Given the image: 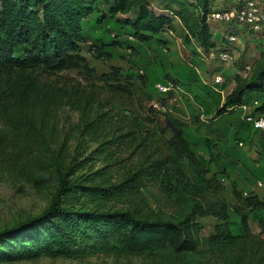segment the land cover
Returning <instances> with one entry per match:
<instances>
[{
    "label": "trees",
    "instance_id": "16d2710c",
    "mask_svg": "<svg viewBox=\"0 0 264 264\" xmlns=\"http://www.w3.org/2000/svg\"><path fill=\"white\" fill-rule=\"evenodd\" d=\"M157 1L162 3L159 11L152 0H0V175L52 194L43 213L0 231V262L43 255L75 257L98 249L145 255L170 248L177 257L193 255L200 246L194 233L199 227L196 218L212 216L216 219L215 231L204 241L216 246L222 264H264V239L252 236L250 227L253 220L264 230V194L242 192L234 183L235 203L218 197L212 204L196 205L191 212L171 219L146 211L143 203L109 206V202L123 198L126 202V196L143 187H159L169 195L178 176L168 165L169 160L158 158L114 183L110 144L123 147L131 136L123 132V127L115 126L107 112L98 115L92 96L42 82L35 75L37 71L60 73L81 68L86 62L82 51L88 36L95 45L103 44L95 49L99 58H110L114 48L125 44L129 50L135 48L131 36L142 45H161V36L176 33L185 44L196 41L206 52L215 47L209 22L215 13L214 0ZM231 22L240 23L236 19ZM90 24L93 34L87 31ZM163 77L160 70L148 76L153 78L152 87ZM170 83L180 88L175 82L162 84ZM253 94L262 99L253 113L264 116V63L248 79H238L216 118L235 111L242 117L243 111L234 108ZM68 106L82 113L86 125L108 129V141L102 140L98 148L80 159L60 141L59 117ZM241 120V124L254 128ZM204 137L210 145L216 144ZM179 143L178 155L193 156L186 137L181 136ZM230 154L227 152V156ZM97 160L104 166H89L84 174L78 173ZM222 170L228 168L222 166ZM260 182L258 187L264 188Z\"/></svg>",
    "mask_w": 264,
    "mask_h": 264
},
{
    "label": "rangeland",
    "instance_id": "374dc122",
    "mask_svg": "<svg viewBox=\"0 0 264 264\" xmlns=\"http://www.w3.org/2000/svg\"><path fill=\"white\" fill-rule=\"evenodd\" d=\"M240 1L214 0L213 11L235 10ZM261 5L264 10V0ZM152 6L159 11L162 3L152 0ZM209 22L215 44L209 52L202 49L196 41L185 44L178 34L166 33L161 36V45L155 42L142 45L137 40L129 39L135 46L131 51L125 44L114 48L110 58H99L95 49L103 44L95 45L88 36L82 51L86 62L81 68L60 73H35L42 82L69 91H78L84 96H92L97 103L98 115L107 112L113 116L115 126L123 127V132L131 136L123 147L110 144L114 183L144 163L158 158L169 160L168 165L174 175L178 176L172 182L174 190L169 195L159 187H143L126 196V202H123V198L109 202V206H136L143 203L146 211L171 219L191 212L196 205L212 204L218 197L226 200L234 183H238L239 190L244 192L245 186L242 185L247 178L242 171L229 168L224 172L213 160L221 145H225L221 142L225 138L221 137L220 141L215 140V145H210L204 135L212 129H221L228 133L232 129L236 132L235 135L230 132L232 144L238 145L243 140L241 135L244 134L240 129L242 126L238 125L242 122L243 114L241 117V113L235 111L218 121L215 120L217 111L223 105L225 97L236 88L238 79H248L264 63V30L256 34L241 23L214 21L212 14ZM92 24L87 27L90 34L94 33ZM127 32L130 29L127 28ZM233 33H237L240 40L230 43L229 37ZM127 38L126 35L122 39ZM222 52L230 53L233 59L229 62L221 60L219 55ZM247 67L250 69L247 70ZM155 70L164 71L165 75L161 81H155V85L159 82H175L180 88L176 87L168 95L160 94L157 87L151 86L150 81L153 78H148ZM217 75L224 78L223 85L213 84ZM255 100L262 102L261 97L256 94L248 97L246 101L250 103ZM155 102L162 104V110L153 107ZM58 132L60 141L68 144L71 154H76L77 159L98 148L102 140L108 141L107 127L86 125L82 113L70 106L61 111ZM181 136L190 142L193 156L177 154ZM94 138L98 141H93ZM247 144L248 139L244 146ZM244 146L239 147L243 149ZM94 165L95 169L104 166L103 161L97 160L78 173L84 174L89 166ZM51 196L50 192H37L27 183L1 174L0 231L43 213L50 204ZM196 221L199 222V227L194 229V233L199 238L200 246L193 255L177 257L170 248L145 255L98 249L75 257L43 255L26 260L2 261L0 264H222L218 260L219 251L216 246L204 241L215 231V218L207 216L196 218ZM252 232L255 238L264 239V234L259 233L260 228L257 225L252 227Z\"/></svg>",
    "mask_w": 264,
    "mask_h": 264
},
{
    "label": "crops",
    "instance_id": "0c3cea01",
    "mask_svg": "<svg viewBox=\"0 0 264 264\" xmlns=\"http://www.w3.org/2000/svg\"><path fill=\"white\" fill-rule=\"evenodd\" d=\"M218 120L219 118H216L215 121ZM238 125L242 126L240 129L244 135H241V137H244L249 141V144L245 146L243 145V149L239 147L240 145L232 144V141H230L231 133L234 135L236 134V132H233L232 129L229 130L231 133L221 129L208 130L207 135L204 136H207L214 141L219 140L221 137L225 138L221 141L222 143H225V145H221L219 151L215 154V156L221 154V156L215 160V165L217 164L221 167L226 166L228 169L231 168L233 170L240 169L244 177L247 178L244 185H242L245 186L243 187L244 192L254 191L255 193L262 195L264 188H259L257 184L259 181L264 183V180H262V177H264V131L256 130L253 127H249L247 124L239 123ZM228 141L230 142L227 145ZM227 152H230L231 154L227 156ZM254 160H256V162H254ZM235 184L238 186V183ZM226 200L231 204L235 203L233 189L231 194L228 193V196H226ZM252 222L254 221L250 220L251 230L254 225H257L260 228L258 223L254 222V224ZM259 233L264 234V230L260 228Z\"/></svg>",
    "mask_w": 264,
    "mask_h": 264
},
{
    "label": "built area",
    "instance_id": "2783aa9c",
    "mask_svg": "<svg viewBox=\"0 0 264 264\" xmlns=\"http://www.w3.org/2000/svg\"><path fill=\"white\" fill-rule=\"evenodd\" d=\"M213 20L217 22H231L233 20H238L240 23L249 27L253 33H260L264 30V10L261 5L260 0H243L242 6L236 8L235 10H225L222 12H215L212 14ZM131 40H134V37H130ZM240 40V36L237 33H233L229 37L230 43H235ZM131 51V50H130ZM219 58L223 61L229 62L233 59V55L228 52H222L219 55ZM250 68L247 67V70ZM225 82L224 78L220 75H217L213 81V84L223 85ZM159 92L168 93L169 91L176 90V87L173 84H162L158 83L156 85ZM253 105L248 102H243L239 107L234 108L235 110L243 111V118L251 123L256 130L264 131V116L263 115H254L253 109L255 106L259 105V101H253ZM162 104L160 102L154 103V108L156 110H162ZM240 145H243L242 143ZM259 186L262 187L263 184L260 182Z\"/></svg>",
    "mask_w": 264,
    "mask_h": 264
}]
</instances>
